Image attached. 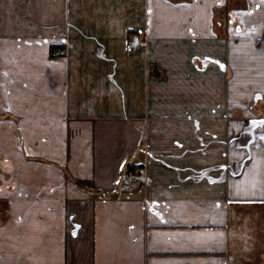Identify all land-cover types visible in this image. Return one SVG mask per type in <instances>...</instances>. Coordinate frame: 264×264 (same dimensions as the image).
<instances>
[{
	"label": "crops",
	"instance_id": "1",
	"mask_svg": "<svg viewBox=\"0 0 264 264\" xmlns=\"http://www.w3.org/2000/svg\"><path fill=\"white\" fill-rule=\"evenodd\" d=\"M249 206L264 210V0H0L9 264H231Z\"/></svg>",
	"mask_w": 264,
	"mask_h": 264
},
{
	"label": "rangeland",
	"instance_id": "2",
	"mask_svg": "<svg viewBox=\"0 0 264 264\" xmlns=\"http://www.w3.org/2000/svg\"><path fill=\"white\" fill-rule=\"evenodd\" d=\"M247 123L249 128L256 125L254 120ZM230 243L231 264H241L243 260L246 264H264V210L254 206L242 211L233 209ZM0 262H15L14 225L0 229Z\"/></svg>",
	"mask_w": 264,
	"mask_h": 264
},
{
	"label": "built area",
	"instance_id": "3",
	"mask_svg": "<svg viewBox=\"0 0 264 264\" xmlns=\"http://www.w3.org/2000/svg\"><path fill=\"white\" fill-rule=\"evenodd\" d=\"M146 41L140 36L136 35L129 44V48L133 51H141L146 48ZM53 58H64L67 56L66 49H59L52 52ZM148 177L140 172L127 171L122 177V183L124 185H137L141 183H147Z\"/></svg>",
	"mask_w": 264,
	"mask_h": 264
},
{
	"label": "trees",
	"instance_id": "4",
	"mask_svg": "<svg viewBox=\"0 0 264 264\" xmlns=\"http://www.w3.org/2000/svg\"><path fill=\"white\" fill-rule=\"evenodd\" d=\"M133 168H135V167H133Z\"/></svg>",
	"mask_w": 264,
	"mask_h": 264
}]
</instances>
